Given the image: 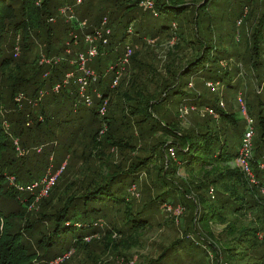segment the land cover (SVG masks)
<instances>
[{"label": "trees", "instance_id": "trees-1", "mask_svg": "<svg viewBox=\"0 0 264 264\" xmlns=\"http://www.w3.org/2000/svg\"><path fill=\"white\" fill-rule=\"evenodd\" d=\"M75 1L0 0V264H47L45 259L53 260L63 252H55L59 236L74 231L73 247L84 248L92 264H101L86 242V238L99 233L101 222L104 230L93 242L100 240L106 251H123L126 255L140 245L141 233L153 224L159 209L173 216L178 212L177 221L183 215L180 226L184 229L180 237L145 264L178 260L205 264L203 258H196L198 247L212 264H264V242L258 239L260 232L264 234V203L258 195L264 194L263 153L260 157L256 151L252 153L251 165L259 184H250L238 163L243 133L232 153L223 130L225 123L233 125V116L221 110L222 102L216 105L207 99L201 101L202 94L192 81L180 80L195 70L206 73L202 81L212 80L208 83L221 87V77L227 72L221 73L213 61L222 66V55H239L218 51L207 34L199 35V24L212 21L207 16L209 11L206 13L212 0H101L99 5L105 8L99 9L82 28L78 20L67 23L58 12ZM90 2L82 0L75 5L86 4L79 13L80 20L93 14L95 6ZM141 8L154 18L173 15L172 26L135 22V14ZM250 9L254 10V24L262 26L264 0H242V10ZM102 20L110 34L106 37L108 42L99 43L98 47V52L105 47L106 54H97L95 63H88L97 80L85 92L93 104L87 110L82 105L88 104L81 99L76 84L58 92L52 89L74 69L69 64L73 55L64 53L62 40L69 35L71 39L75 32L89 34L101 27ZM208 29L210 32L211 27ZM70 42L74 44L73 39ZM118 46L131 50L129 66L117 86L111 88L114 73L109 67L105 72L100 66L111 59V66L118 63L113 53ZM63 54L66 56L61 57ZM158 54L164 55V60L159 61ZM256 65L252 63L253 67ZM79 74L75 70V79ZM185 87L194 88L193 93L185 92ZM206 88L209 89L207 85ZM22 93L26 101L18 103L15 98ZM174 96H180V100L174 102ZM172 103H176L174 117L155 112L159 106ZM18 104L24 107L22 112L17 110ZM180 104H188V110L196 114L187 121L185 116L178 118ZM198 106L211 109L214 115L205 111L200 115ZM103 107L106 114L100 117ZM26 114L31 115V128L25 126ZM53 119L68 134L66 151L74 156L75 149L82 147L78 156L86 165L79 178L65 182V188L55 183L53 191L36 207L35 195L19 190L15 184L24 186L38 180L40 177L34 178L33 171L38 172L39 167L19 165V147L13 140L26 147L22 136L31 129H44V136L52 137L49 127ZM102 125L106 129L102 130ZM259 125L262 134L257 143L264 144L262 116ZM112 150H117L116 158ZM143 150L146 156L141 158L139 153ZM58 170L62 173L65 167ZM139 186L145 198L140 204L129 198L130 188L139 190ZM69 189L77 194L65 201L57 196V203L49 199L54 191L61 196ZM30 206L39 211L28 213ZM212 224L223 226L215 234Z\"/></svg>", "mask_w": 264, "mask_h": 264}, {"label": "rangeland", "instance_id": "rangeland-1", "mask_svg": "<svg viewBox=\"0 0 264 264\" xmlns=\"http://www.w3.org/2000/svg\"><path fill=\"white\" fill-rule=\"evenodd\" d=\"M101 0H91L90 3H93L95 6V10L92 12L90 17H86L83 20H80L82 16V10H85L86 4L84 6H75L74 3L71 2V4L74 6L75 11V18L84 26L86 24H89L90 21L94 18L96 12L101 9L105 8V5H99ZM67 4V3H66ZM209 7L206 9L209 11L207 13V16H211L212 21L209 23L203 22L199 24V27L197 30L199 31V35L201 37L208 36L210 38V43L213 46V48H216L218 51L226 52L227 54H230V52H237L239 55H233L231 57H228L226 55L223 56V60L225 61L223 65H219L218 62L215 60L213 61V64L216 66V68H219L221 73H226L222 75L221 79V87L220 86H214L213 85V91H211L210 87L209 89L203 86L202 78H205L206 73H196L194 70L193 73L183 75L181 76V82L186 83V81H192L193 85L197 88L199 92L202 94V100L207 99L211 102H215L217 105L218 102L223 103V108L221 110L226 114H231L233 116L234 123L233 125H226L223 128L225 137L227 139V144L229 146L230 151L233 153L237 150L239 140L241 137V134L243 133L244 129L246 128L247 124V118H250L253 122V128H254V137H253V151H256V154L258 153V157H260L261 153H263L262 160L264 161V144H259L257 141L259 138H261V129L259 125V118L262 116L264 117V23L262 26H258L254 24L253 17H254V10L250 9L248 12H245L242 10V0H212L209 4ZM262 5L260 4V7ZM262 8V7H261ZM259 8V12L260 9ZM60 9V8H59ZM142 9V8H141ZM143 10V11H142ZM140 11L136 12V21H143L144 23H147L148 25H155L157 26H172L173 19L171 15H161L159 18L152 17V14L149 11H146L142 9ZM80 13V15H79ZM61 15V14H60ZM63 20L66 21V17ZM103 21V20H102ZM55 20L52 22L54 23ZM211 27L210 32H207L206 28ZM96 28V27H95ZM94 28V29H95ZM208 29V31H209ZM211 33L213 35L211 39ZM81 35V37H79ZM70 35L67 36V38L62 40V43L64 45V53L73 55V58H70V60L75 59L76 56L82 53L85 50V34H80L75 32V38L74 42H70ZM102 45H105L101 43ZM98 43V47L100 49V46ZM62 45V44H61ZM119 47V48H118ZM114 48L113 53L114 56L118 57L117 62L120 61V59H123V54L127 52L130 49H127V47L118 46ZM105 47L102 48L100 52H98L99 55L103 56V54H106ZM83 50V51H82ZM163 54V53H162ZM158 54V60L162 61L164 60V55ZM16 55H19V52H16ZM210 55V54H208ZM252 55V59H249V56ZM66 55L63 54L61 57H65ZM75 57V58H74ZM220 58V57H219ZM96 57L91 61L92 63H95ZM113 60V59H111ZM107 61L106 64L103 62L101 63L100 68L106 72V67H110L112 65V61ZM129 61V60H128ZM115 62V63H117ZM256 62V66H252V63ZM239 63L241 65H239ZM90 64V65H91ZM162 64V63H161ZM210 64H212L210 62ZM88 64L86 67L88 72L93 71ZM129 66V62L124 66V69L122 70L121 76L118 80L124 76L126 66ZM158 67L160 68L159 64ZM227 69V70H226ZM93 73V72H92ZM123 75V76H122ZM207 76V75H206ZM214 82L212 80H207L206 82ZM117 86V85H116ZM200 87V89H198ZM258 89H260V92H257ZM185 92L187 93H193L194 88H184ZM92 92L95 94L96 90L95 88L92 89ZM172 99V98H171ZM180 100V96H174L173 101L177 102ZM15 101L18 103H21L22 101H26L25 95L22 93L18 95L15 98ZM200 101V102H201ZM172 102V100H171ZM197 102V101H196ZM52 105H48V110L51 112ZM81 105V104H77ZM76 105V106H77ZM47 106V105H46ZM84 108H87V110H90L93 107V104L91 105V102L84 106ZM157 106H155L156 108ZM160 108L155 109V112L162 116L163 113H165L168 117H174L175 116V110H176V103H172L170 106H159ZM181 109L188 108V104H180ZM178 109L180 110V108ZM35 109L36 106H33ZM24 109L23 106H20L18 104V111L22 112ZM59 109H66V107H60ZM200 109V110H198ZM205 107L204 106H198L197 110L199 111L200 115L204 113ZM103 112L99 113L100 117H103V115L106 114V107L102 108ZM75 111V107L73 109ZM166 111V112H164ZM196 111H190L183 115L181 113L178 115V118L183 119L182 116H185V121H187L190 117H192ZM61 114L63 115V110H61ZM208 116V115H206ZM58 119H61V116H57ZM31 118V115L26 114L25 120L27 122L25 123L26 128H31L34 124L32 121H29ZM212 118V117H211ZM213 119V118H212ZM42 121L41 119H39ZM56 119H53L50 123V132L53 134L52 137H45L44 133L46 130L42 129L41 131H34L31 129V131L25 130L26 133L22 136V140L25 141V146L22 148L20 146V141L18 142L17 139H14L13 142L15 145H18L19 147V165L20 166H26L31 165L33 167L38 168L37 171H33V177H41L43 174H45L48 170H51L52 173H55L60 167L64 166L65 171L60 173L56 180H58L56 183L59 184L60 187L65 188V182L68 181V179L73 178H79L80 171H84L86 163L83 161L82 158H80L78 155L81 152L82 147H77L75 149V152L77 155H72L71 151H66L64 147L68 145V139L66 138L68 134L65 132V129L62 130V126H56ZM222 124V126H224ZM58 127V129H57ZM86 124L84 122L83 128H86ZM75 128H77V125L75 124ZM213 128L216 129L217 126L214 123ZM106 129L105 125H102V130ZM75 134H79L78 131H75ZM28 135L29 137H27ZM39 140H42L41 142ZM71 146V145H70ZM75 146L72 145L71 149H74ZM111 153L113 154V157L116 158L117 156V150H112ZM145 151H141L139 153V157H145ZM113 159V158H112ZM115 161V159H114ZM46 165V166H44ZM71 172H73L71 174ZM75 174V175H74ZM76 178V179H77ZM27 180V179H26ZM147 185L149 180L145 179ZM22 183V182H21ZM250 183V182H249ZM251 184V183H250ZM23 185V184H21ZM149 186V185H148ZM68 187V185H67ZM142 187V186H141ZM141 187L139 186V190L141 191ZM132 187L129 190V198H131L136 203H142L145 198L142 194L143 191H139L137 188H134L135 190H131ZM53 191V190H52ZM77 194V192L71 190H67L64 195L59 196L56 191L53 192V194L50 196V200L53 198V203H57L59 199L55 197H60L62 201H65L70 196H74ZM149 194V193H148ZM259 197L262 198L261 200L264 203V194L262 192H259ZM36 201V198L34 199ZM61 201V200H60ZM127 201H130L128 199ZM22 204L25 203V200L21 202ZM40 202L37 201L35 206ZM168 204H166L167 206ZM171 205V204H170ZM173 206V205H172ZM36 207H29L27 212L33 213L38 212V209H35L33 211V208ZM176 209V208H175ZM34 215V213L32 214ZM179 213L177 212L176 215H170V213H166L163 210H158V213L155 214L153 218V224L149 225L147 230L144 233H141L140 240L138 247L131 248L128 252L125 253L122 251L116 252L113 250H105L104 244L102 245L101 241L98 240V242H93V239H97L99 237L98 235L101 234L104 230V222H101V225L98 226L99 233L95 234L94 238H86V242L90 243L89 248L92 250L93 254H95V257H97V262L101 264H145L149 258L156 257L161 250L162 247L168 246L173 240L181 236V232L183 231L184 227L180 226V223L182 221V216H179L180 218L177 221V216ZM171 216V217H170ZM173 220V221H172ZM178 222V223H177ZM214 233L216 234L219 232L221 227L223 225H217L214 224L211 225ZM183 235V234H182ZM75 237V231L73 233L66 232L64 234H61L58 238V245L55 248V252H59L62 249V253L58 255L55 259L46 260L47 264H92V258H88L86 255V251H83L84 248L77 247L76 249L72 245V238ZM258 239L264 242V234L260 232ZM117 240V239H115ZM118 241V240H117ZM116 241V242H117ZM31 243H34V240L31 239ZM69 247V249H65ZM67 250V251H66ZM77 250V251H75ZM60 253V252H59ZM120 253V254H119ZM57 255V254H56ZM195 255L197 260H201L202 258L206 263H210L209 259H207V256L202 252L201 248H196ZM94 257V258H95ZM47 258V257H46ZM181 260H183V257H180ZM195 258V259H196ZM62 259L64 261L62 262ZM194 264L190 260L188 262L185 260L178 262H169L167 264Z\"/></svg>", "mask_w": 264, "mask_h": 264}, {"label": "built area", "instance_id": "built-area-1", "mask_svg": "<svg viewBox=\"0 0 264 264\" xmlns=\"http://www.w3.org/2000/svg\"><path fill=\"white\" fill-rule=\"evenodd\" d=\"M81 3H82V0H76L74 5H79ZM148 7H150V5ZM58 12L62 16L66 17L67 23H72L75 21L78 22L77 19L75 18L74 6L72 5L63 6L58 10ZM79 26L81 28L84 27V25H82L80 22H79ZM109 34H110V31L106 29L105 21H102L100 28L98 29L95 28L89 34H85V44H86L85 50L78 55L76 61L75 59L69 61V64L74 69L68 71L64 75L62 82L56 84L53 87L52 89L53 92H58L60 88L68 87L71 85V83L74 85L76 84V86L78 87V91H79L81 99L86 105L89 104L90 98L88 95L85 94V92L87 91V87L90 86V84L95 83V81L97 80V76L92 72H88L86 67L88 63L91 62L97 56L98 43H103V44L107 43L108 41L106 37ZM71 37H72L71 39L74 40L75 33H71ZM128 59H129V51L123 54V59L122 60L120 59V61L115 66L109 67V71H113L114 73V79L112 80L111 88L115 87L118 84V80L121 76L124 66L128 63ZM42 61L45 63H48V60L44 59ZM55 61H57V59ZM75 70L76 72L80 73L76 79H75ZM206 85L207 87L212 88L214 84L207 83ZM220 105L222 106V103H220ZM180 111L184 115L188 112V108H183ZM204 111L208 114H213L211 109L205 108ZM102 112H103L102 109L99 110V113H102ZM252 124H253L252 120L250 118H247L246 128L243 131L241 142H240V147L238 151V163H239L240 170L243 171L248 181L253 185H257L259 184V182L257 181L255 172L253 170V166L251 165L252 164V153H253L252 152L253 151V137L255 134ZM59 174H60V170H57L55 173H52L51 170H48L42 177H40L36 181L29 183L28 185L22 186V185L15 184V186L21 191H25L29 194L35 195L36 201H39L49 196L51 190L55 186L56 179ZM11 180L10 182H12Z\"/></svg>", "mask_w": 264, "mask_h": 264}, {"label": "crops", "instance_id": "crops-1", "mask_svg": "<svg viewBox=\"0 0 264 264\" xmlns=\"http://www.w3.org/2000/svg\"><path fill=\"white\" fill-rule=\"evenodd\" d=\"M205 83H206V81H203V86H205V87H206Z\"/></svg>", "mask_w": 264, "mask_h": 264}]
</instances>
